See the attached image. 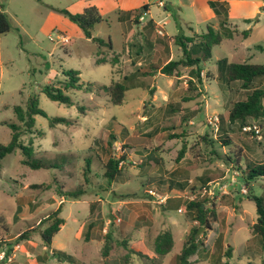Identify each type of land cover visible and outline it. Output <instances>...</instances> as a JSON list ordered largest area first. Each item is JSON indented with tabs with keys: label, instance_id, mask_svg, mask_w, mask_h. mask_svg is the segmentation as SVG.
<instances>
[{
	"label": "rangeland",
	"instance_id": "obj_1",
	"mask_svg": "<svg viewBox=\"0 0 264 264\" xmlns=\"http://www.w3.org/2000/svg\"><path fill=\"white\" fill-rule=\"evenodd\" d=\"M190 2L0 0L11 26L1 36L5 66L0 78V145L10 141L5 123L17 124L13 108L36 96L47 118L36 116L33 134L21 142H31L34 158L53 166L25 167L18 149L0 160V248H6L10 258L0 264H170L187 234L198 227L187 213L190 200L183 203L177 193L181 191L173 185L183 180L185 197L203 203L209 226L196 234L199 245L191 264H264L258 242L247 244L256 221L255 203L249 196L261 198L264 204V180L245 185L240 172L216 157L236 158L241 168L264 162V120L252 122L260 128L258 137L228 127L227 111L244 96L238 83L224 85L218 74L225 69L217 64L224 60L264 65V36L259 29L264 17L256 29L253 23L240 24L238 36L212 48L211 59L202 64L201 94L186 103L183 97L195 95L186 90L188 70L167 78L159 69L182 57L168 37L201 35L216 23L201 21V0L196 1L198 9ZM89 5L102 18L92 29L93 37L110 41L111 50L99 48L54 11L82 13ZM145 5L148 11L140 19ZM131 10L137 12L127 16ZM151 22L156 30L143 26ZM245 28L251 29L250 37L242 35ZM57 33L66 35L69 44L49 41ZM98 58L105 63L97 65ZM151 70L154 76H147ZM68 71L77 72L79 84L91 85L93 91H63L71 106L48 100L41 89L57 86V79ZM111 82L135 84L120 106L112 105L98 89ZM48 118L67 119L73 125L51 127ZM214 118L216 125L211 122ZM221 119L225 132L218 130ZM172 135L177 138H169ZM223 135L227 145L221 143ZM183 148V157L176 161ZM112 153L124 160L108 186L103 173ZM203 176L211 179L208 184L198 180ZM77 190L83 192L78 198L65 196ZM60 205L64 224L47 249L40 236L46 224L40 223ZM163 230L171 231L174 245L170 254L160 257L153 242ZM24 233L26 239L21 240ZM228 247L229 258L224 256ZM59 251L67 256L61 261L56 259Z\"/></svg>",
	"mask_w": 264,
	"mask_h": 264
},
{
	"label": "trees",
	"instance_id": "obj_2",
	"mask_svg": "<svg viewBox=\"0 0 264 264\" xmlns=\"http://www.w3.org/2000/svg\"><path fill=\"white\" fill-rule=\"evenodd\" d=\"M264 2V0H261ZM207 5L213 11L215 16L221 18V26L219 31H215L212 27L208 26L206 32L201 35L194 34L190 37L183 35H177L174 37H168L182 52V57L177 61H169L163 67L159 69V73L167 78H173V76L180 74V70H188V79L186 81V90L189 93H194L193 96L183 97L182 102H191L194 98L199 97L202 91V64L211 59V50L213 47L219 46L223 40L230 39L233 36V32L227 28V10L228 6L223 0H206ZM143 11H148V7L145 5L142 7ZM66 18L70 23L75 25L83 34V36L97 44L99 48L105 47L111 50L110 41L104 42L100 39L93 37L92 29L95 25L102 21L101 15L96 7L89 6L85 8L82 13H70L66 10H55ZM128 16L131 12L127 13ZM246 22H250L249 20ZM150 25L151 29H154V24H146L145 27ZM11 31V26L7 14L4 12V7L0 4V35H5ZM245 34V33H244ZM66 36V35H65ZM161 41H159L160 43ZM99 57V53H97ZM96 64H103V59H97ZM217 64H222L224 67V74L219 73V77L227 88H230L232 84L238 83L239 90L242 92L244 99L232 103L231 108L227 111L226 122L228 127L237 126L238 129L243 130L247 126H253L252 122L264 120V65H253L247 63H226V61H218ZM154 70L145 73L147 76H154ZM78 73L73 71L64 72L62 79H57L58 85H45L41 89L46 98L52 102L71 106V99L64 95L63 91H83L84 93H90L93 90L91 85L84 88L79 84ZM127 79V78H126ZM132 79V78H131ZM130 80V79H129ZM133 83L125 84V82H111L108 86H100L98 89L102 90L106 97H108L110 103L115 106H120L124 102L125 93L133 87ZM13 113L17 124L5 123L7 128L10 130V141L6 145H0V160L6 155L12 153L14 150H19L22 156L21 164L33 170L49 169L52 165L43 163L40 159H36L33 156L32 143L29 142L27 145L21 142L23 137L26 135L31 136L35 125V117L41 116L47 118L46 114L38 108V102L36 96H29L23 106H15ZM218 130L225 132L224 121L219 120ZM49 125L55 126L58 124H64L71 126L73 122L63 118H48ZM221 125V126H220ZM249 135H253L252 132H248ZM113 139V137H110ZM169 138H177L175 135ZM221 143L227 145L229 140L225 138L220 139ZM108 146H112L111 142L107 143ZM212 148L214 146L210 144ZM184 154V148L181 149L178 154L176 161H179ZM217 154V153H216ZM217 159L223 161V164L229 166L232 170L240 172L242 180L245 185H250L256 180H264V162L258 164H247L245 168H241L238 159L229 157H221L216 155ZM124 157H116L114 153L110 155L106 164L104 165L103 178L106 180L108 186L115 180L116 176L120 173L119 165L123 162ZM89 170H86V173ZM202 185L208 184L210 178L203 176L198 179ZM176 182L173 185L183 192L187 183L183 180L179 184ZM37 187V186H35ZM204 187V186H203ZM83 192L77 190L72 193H68L65 196L76 199ZM255 203L256 221L251 226L252 238L248 240L247 244L251 241L258 242L260 252H264V204L261 198L249 196ZM187 213L193 223H196L198 227L191 233H188L187 240L183 244L178 255L171 258L170 264H191V259L197 252L198 241L196 233L200 228L209 229L207 219V209L203 207V203H199L192 200L187 203ZM61 211V205L50 215H48L42 223L46 224L45 228L41 231L40 236L44 248H49L53 237L59 232L60 226L64 224V221L59 218ZM213 213V212H212ZM214 214V213H213ZM191 231V230H190ZM106 240H110L108 233L105 235ZM21 240L26 239V233L21 237ZM173 239L170 230H163L160 232L155 241L153 242V251L157 256H167L173 249ZM231 248L228 247L224 253V256L229 258ZM56 259L61 261L67 256L62 252L56 253ZM129 254H132L130 250ZM54 256L55 254L52 253ZM106 255V253L104 254ZM130 256H126V259ZM226 264V263H225ZM251 264V263H248Z\"/></svg>",
	"mask_w": 264,
	"mask_h": 264
},
{
	"label": "crops",
	"instance_id": "obj_3",
	"mask_svg": "<svg viewBox=\"0 0 264 264\" xmlns=\"http://www.w3.org/2000/svg\"><path fill=\"white\" fill-rule=\"evenodd\" d=\"M190 1H191L190 2V6L195 8L197 0H190ZM223 1L228 6V10H227V20H228L227 28L233 32L232 38L234 36H238V27L240 26V24L251 25L253 23L254 24L253 27L256 29L258 27V25H259V21L261 19V16L264 17V2L261 1V0H223ZM89 6H87V7H89ZM199 8H200V12H202V15L204 16V17H202L201 21L202 22L203 21L204 22H209V21H213V20L216 21L215 25H213V27L212 26H210V27H212V29L215 30V31H219L220 30V26H221V18L215 16L213 11L207 5L206 0H201V4H200ZM196 9H198V8L196 7ZM134 11L137 12V10H131L129 12L134 14L135 13ZM141 11L142 12H141V15H140V19H142L143 15H145L147 13V11L144 12L143 9H141ZM4 12L7 14V12L5 10H4ZM138 14H140V12H138ZM248 20L250 22H246ZM59 22L60 21H58L57 23H59ZM143 26H145V25H143ZM156 28H158V26L156 24H154V29L156 30ZM262 28L263 29H261V28H259V29L263 31V36H264V27H262ZM242 35L245 38L246 37H250L252 35L251 34V29L248 30L247 28H245V30L242 32ZM1 36H3V35H0V78L3 75V70H4V66H5V61H4L2 53H1V38H2ZM232 38L225 39V40H231ZM68 40L70 41L69 38H68ZM225 40H223V41H225ZM4 107H7V105H5ZM188 182H190V180H188ZM176 183L179 184V182H176ZM173 191H175V190H173ZM175 192H177V191H175ZM177 193L180 194L179 196H180V198L183 199V203H184V200H186V199L190 200V201L192 200L191 197H185L186 196V190H184L183 192H177ZM163 198H166V197H163ZM162 202H165V205H166L168 201H162ZM162 202H160V203H162ZM189 228H191L190 225H189ZM172 239H173V236H172Z\"/></svg>",
	"mask_w": 264,
	"mask_h": 264
},
{
	"label": "built area",
	"instance_id": "obj_4",
	"mask_svg": "<svg viewBox=\"0 0 264 264\" xmlns=\"http://www.w3.org/2000/svg\"><path fill=\"white\" fill-rule=\"evenodd\" d=\"M159 6L164 7V5L161 2L159 3ZM48 39L51 42L61 44V45H65V44L69 43L68 37L65 35H62L60 33H57V36H55L54 39H52L50 36L48 37ZM211 122L213 125H216L218 123V120L216 118H214V119H212ZM243 130H247L248 132H252L255 137H258L260 134V128L257 127L256 125L247 126V127L243 128ZM160 202H162V200ZM6 252H7L6 248H0V263H2L4 261L10 262V258L7 256Z\"/></svg>",
	"mask_w": 264,
	"mask_h": 264
},
{
	"label": "water",
	"instance_id": "obj_5",
	"mask_svg": "<svg viewBox=\"0 0 264 264\" xmlns=\"http://www.w3.org/2000/svg\"><path fill=\"white\" fill-rule=\"evenodd\" d=\"M201 229H202V228H200L199 230H201ZM197 233H199V231H198ZM197 233H196V234H197Z\"/></svg>",
	"mask_w": 264,
	"mask_h": 264
}]
</instances>
